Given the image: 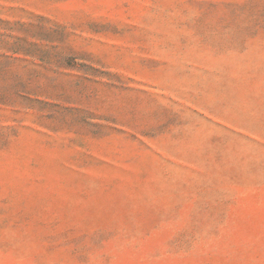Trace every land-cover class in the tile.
<instances>
[{
  "label": "rangeland",
  "instance_id": "374dc122",
  "mask_svg": "<svg viewBox=\"0 0 264 264\" xmlns=\"http://www.w3.org/2000/svg\"><path fill=\"white\" fill-rule=\"evenodd\" d=\"M0 264H264V0H0Z\"/></svg>",
  "mask_w": 264,
  "mask_h": 264
}]
</instances>
